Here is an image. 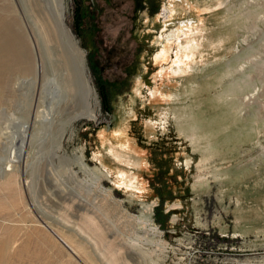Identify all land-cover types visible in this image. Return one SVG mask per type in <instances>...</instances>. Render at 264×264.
Masks as SVG:
<instances>
[{
	"label": "rangeland",
	"instance_id": "374dc122",
	"mask_svg": "<svg viewBox=\"0 0 264 264\" xmlns=\"http://www.w3.org/2000/svg\"><path fill=\"white\" fill-rule=\"evenodd\" d=\"M35 1L0 0V264H264V0H64L80 112Z\"/></svg>",
	"mask_w": 264,
	"mask_h": 264
},
{
	"label": "bare ground",
	"instance_id": "6f19581e",
	"mask_svg": "<svg viewBox=\"0 0 264 264\" xmlns=\"http://www.w3.org/2000/svg\"><path fill=\"white\" fill-rule=\"evenodd\" d=\"M26 10L28 11L26 12L28 13L35 39L40 44L42 51H44L49 60L52 71L47 79L49 88L54 92V96L57 97V99L63 103H74L79 110L78 112H80L82 108H85L84 99L86 95H88V92L92 91V88L89 84L83 55L77 52L75 43L72 41V35L64 24V0L35 1V3H33L32 6L30 4ZM180 44L181 41L178 42L176 47L170 48L167 46L162 50L159 56L160 73H167L170 71V63L177 62V54L180 53V49H182ZM23 57H25V55ZM16 68L18 67L16 66ZM142 84L144 87V94H148L151 98L154 97L155 91L151 84V80L144 79ZM141 116L147 117L143 110ZM23 146L22 143L20 149L24 148Z\"/></svg>",
	"mask_w": 264,
	"mask_h": 264
},
{
	"label": "water",
	"instance_id": "95a60500",
	"mask_svg": "<svg viewBox=\"0 0 264 264\" xmlns=\"http://www.w3.org/2000/svg\"><path fill=\"white\" fill-rule=\"evenodd\" d=\"M39 63L37 62V66H36V73H38V70H39ZM53 233H54V231L53 230H51ZM55 234V233H54ZM56 235V234H55ZM57 236V235H56ZM58 237V236H57ZM60 240H61V238L60 237H58ZM62 241V240H61ZM63 243H64V241H62ZM65 244V243H64Z\"/></svg>",
	"mask_w": 264,
	"mask_h": 264
}]
</instances>
